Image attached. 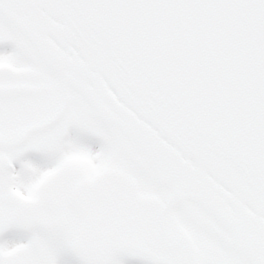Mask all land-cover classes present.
Returning a JSON list of instances; mask_svg holds the SVG:
<instances>
[{"label": "snow or ice", "instance_id": "obj_1", "mask_svg": "<svg viewBox=\"0 0 264 264\" xmlns=\"http://www.w3.org/2000/svg\"><path fill=\"white\" fill-rule=\"evenodd\" d=\"M0 264H264V0H0Z\"/></svg>", "mask_w": 264, "mask_h": 264}]
</instances>
